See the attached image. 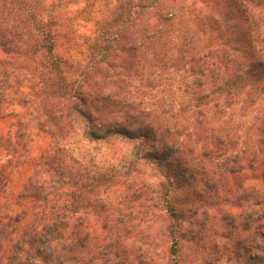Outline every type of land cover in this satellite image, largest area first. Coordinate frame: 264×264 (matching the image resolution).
I'll return each instance as SVG.
<instances>
[{"label":"rangeland","instance_id":"obj_1","mask_svg":"<svg viewBox=\"0 0 264 264\" xmlns=\"http://www.w3.org/2000/svg\"><path fill=\"white\" fill-rule=\"evenodd\" d=\"M192 2L195 0H162L159 10L141 17L134 30L126 28L125 38L118 39L110 57L101 62L96 59L101 52L94 49V41L103 29L114 28L110 18L115 0H46L44 17L56 30L55 54L65 62L67 80L77 94H89L83 108L97 118L95 124L132 130L140 127L148 133L145 148L167 144L173 149L170 159L176 166L187 167L191 177L196 175L192 192L202 190L204 178L212 175L213 160L218 158L216 139H229L224 144V158L235 157L243 169L233 179L218 183V198L203 193L201 203L191 204L182 201L188 187L178 191L185 217L177 257L182 264H255L257 253L252 248L259 240L254 226L264 223V177L259 165L264 159L260 141L264 93L247 94L251 86L246 85L231 99L213 96L211 101L196 104L185 92L184 85L195 76L189 69L152 87H146L137 76L131 77L134 72L128 70L136 58L130 52V33L153 26L161 15L173 10L177 19L167 25L164 35L175 54L181 40L201 26L194 11H185ZM197 6L207 13L204 5ZM218 44L203 36L194 57L207 55ZM40 62L37 57L33 63H23L22 69L11 70L27 81L21 88L14 87L16 92L9 96L13 101L0 117V264H8L6 259L15 254L26 224L37 218L35 201L43 198L65 208L75 199L77 209L64 212L69 227L51 246L54 256L64 260L62 264H78L74 260L78 252L70 249L76 241L72 234L77 221L83 225L77 237L80 241L87 237L80 256H93L92 264H168L166 216L159 210L149 215L159 198L163 176L138 158L139 141L116 137L89 141L85 123L60 109L63 100L41 92L43 84L32 70ZM210 92L211 88H205L204 94ZM94 106L100 107L103 115L93 112ZM251 160L256 161L253 168H249ZM56 166L61 174L54 172ZM261 196L262 206L258 202ZM14 216L20 220L15 230L12 226L5 230ZM108 254L113 263H103Z\"/></svg>","mask_w":264,"mask_h":264},{"label":"trees","instance_id":"obj_2","mask_svg":"<svg viewBox=\"0 0 264 264\" xmlns=\"http://www.w3.org/2000/svg\"><path fill=\"white\" fill-rule=\"evenodd\" d=\"M45 1L0 0V88H2L0 117L13 101L9 96L16 92L14 87L21 88L24 81H27H21L17 71L11 70L14 67L22 69L26 61L33 63L37 57H41L39 67L32 68L38 73L39 83L43 84L41 92L45 95L53 94V98L58 97V100H63V103H59L60 109L65 110L67 116L72 117L73 120L78 122L81 120L85 123V137L89 141L102 142L116 137L123 140H136L142 144L138 150V158L154 166L163 176V181L158 188L159 198L157 202H153L149 215L153 214L154 210L164 212L166 216L164 231L170 239L168 264H182L177 254L180 249V226L183 225L185 212L178 203V191L188 187L187 197L181 200L199 204L204 198L203 193L218 195V183L224 182L229 177L233 179L242 171L243 168L239 161H235V157L230 160L224 158L226 154L223 148L227 137L216 139L214 149L218 158L213 160L215 165L212 175L205 176L207 178H204L202 182V190L195 193L192 191L196 188V179H193L196 175L191 177L187 167L176 166L172 158L170 159L174 155L173 149L167 144L164 143L159 148H145L143 145L148 139V133L140 127L132 130L127 127L106 128L105 123L100 126L97 124V126L95 124L97 118L83 108L89 94H77L74 91L62 66L65 62L55 54L58 38L53 22L44 17ZM161 1L115 0L116 4L110 18L114 28L103 29L102 34L94 41V49L101 52L96 58L100 59L98 62L106 61L110 57L112 46L118 42V39L125 38L122 34L127 27L134 30L141 17L151 11L159 10ZM197 3L204 5L207 13L203 14L202 8H199ZM190 10L196 13L195 18L201 26L190 36L186 35L181 40V45L175 54L172 46L169 45L171 43L167 41L168 36L164 35L167 25H171L177 19L176 12L173 10L161 15L153 26H143L139 32L130 33V52L136 57L133 64L128 67L130 73L134 72V76L131 75V77H139L146 87L157 84L161 86L163 80L171 81L172 74L175 72L189 69V72L195 76L190 83L184 85L185 92L187 91L193 103L196 104H202L209 99L211 101L213 96L225 95L231 99L238 92H242L246 85L251 86L247 94L264 93V0H195L185 9L187 12ZM135 35L139 37L136 38ZM203 36H209V40L218 41L219 44L211 48L207 55L201 54L199 57H194ZM135 65L140 67L139 70H136ZM110 68L113 67L110 66ZM241 72L243 75H240ZM34 84L35 87L37 83ZM205 88H211V92L207 95L204 94ZM196 107L200 106L196 105ZM102 108L105 110L104 106ZM95 111L103 115L100 107L94 106L93 112ZM227 141L229 142V139ZM260 141L264 147V134ZM255 165L256 161L251 160L249 168ZM259 165L264 177V159L259 162ZM57 170L59 171L60 168L56 166L54 172L61 174V170L59 173ZM262 201L261 196L260 200L258 199L260 206L263 205ZM41 204L44 205L39 206ZM35 205L38 207L37 218L26 224L24 239L15 249V254L6 259L8 264H62L64 262L61 256L58 258L54 256L51 246L56 239L63 236V229L69 227L64 212H69L72 207L77 209L75 199L72 198L67 208L58 203L49 204L44 198L40 202L35 201ZM19 221L14 216L13 221L4 227L5 230H9L11 226L15 230ZM82 226L80 221L75 223L72 236L76 238V241L72 242L70 249L78 252L74 258L78 264L84 261L92 264L93 256L89 258L80 256L79 250L84 248V242L87 239L85 237L83 241H80L77 237ZM254 232L257 241L259 240L256 244L252 243L255 244L252 249H255L257 253L254 263L264 264L263 221L258 226H254ZM80 242L83 243L80 245ZM102 261L113 263L109 254Z\"/></svg>","mask_w":264,"mask_h":264}]
</instances>
